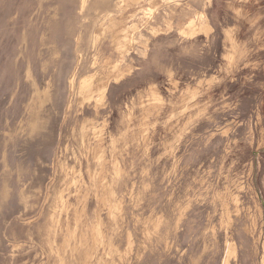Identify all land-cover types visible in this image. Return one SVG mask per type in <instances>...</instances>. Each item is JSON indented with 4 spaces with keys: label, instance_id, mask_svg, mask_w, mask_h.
Here are the masks:
<instances>
[{
    "label": "rangeland",
    "instance_id": "obj_1",
    "mask_svg": "<svg viewBox=\"0 0 264 264\" xmlns=\"http://www.w3.org/2000/svg\"><path fill=\"white\" fill-rule=\"evenodd\" d=\"M231 243L262 264L264 0H0V264Z\"/></svg>",
    "mask_w": 264,
    "mask_h": 264
},
{
    "label": "bare ground",
    "instance_id": "obj_2",
    "mask_svg": "<svg viewBox=\"0 0 264 264\" xmlns=\"http://www.w3.org/2000/svg\"><path fill=\"white\" fill-rule=\"evenodd\" d=\"M231 47V46H230ZM103 89H105V87L103 88ZM98 156V155H97ZM90 174V173H89ZM91 175V174H90ZM95 176H97V174L95 175ZM93 177H94V175H93ZM86 198V197H85ZM101 219V218H100ZM99 219V220H100ZM97 223H98V220H97ZM99 225H100V222L98 223ZM96 224H94V226H95ZM98 226V225H97ZM229 245V244H228ZM264 247V246H263ZM228 248H229V246H228ZM228 256H225V257H227L226 258V261H225V264H230V262H229V257L230 256H233V257H236L237 256V250H236V247L234 246V244L233 243H231L230 244V249H229V251H228ZM226 254V255H227ZM263 256V258H262V264H264V255H262Z\"/></svg>",
    "mask_w": 264,
    "mask_h": 264
}]
</instances>
